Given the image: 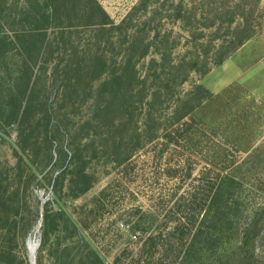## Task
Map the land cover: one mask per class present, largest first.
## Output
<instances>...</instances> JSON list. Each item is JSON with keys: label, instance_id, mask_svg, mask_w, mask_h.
Segmentation results:
<instances>
[{"label": "rangeland", "instance_id": "obj_1", "mask_svg": "<svg viewBox=\"0 0 264 264\" xmlns=\"http://www.w3.org/2000/svg\"><path fill=\"white\" fill-rule=\"evenodd\" d=\"M99 1L119 23L141 0ZM20 3L0 0L3 22L18 16ZM159 3L151 27L162 32L155 43L158 55L165 56L170 81L150 82L164 92L153 99L152 109L165 115L180 95L200 92L196 99L205 97L206 102L196 116L201 122L196 149L205 158L195 156L192 176H187L186 149L155 152L152 143L141 150L134 138L128 146L131 164L121 166L116 160L121 151L113 142L134 133L142 117L138 109L126 112L122 105L110 114L117 122L122 117V127H112L111 119L108 129H78L76 124L91 113L95 76L90 52L99 46L108 55L117 53L107 43L112 34L81 27L50 31L41 55L50 62L47 87L28 83L30 71L20 51L12 48L5 66L0 52V264H31V240L40 243L37 264H241L233 241L206 246L201 259L182 263L173 256L179 247L160 240L157 258L138 260L142 237L125 216L139 209L158 212L161 231H171L170 212L187 213V191L199 186V175L211 159L223 170L233 161L245 177L249 207L259 214L264 206V0ZM26 45L31 55L42 37ZM198 85L206 91L197 90ZM218 147L228 156L219 157ZM109 185L113 193L103 194ZM174 195L185 197V205L177 209ZM61 209L65 214L57 215ZM77 219L82 232L74 229L72 220ZM255 251L251 264H264V229Z\"/></svg>", "mask_w": 264, "mask_h": 264}, {"label": "trees", "instance_id": "obj_2", "mask_svg": "<svg viewBox=\"0 0 264 264\" xmlns=\"http://www.w3.org/2000/svg\"><path fill=\"white\" fill-rule=\"evenodd\" d=\"M20 1L21 10L18 16L10 15L11 21L4 19V22L0 18V27H2L0 52L3 56L1 57L3 66L7 64L8 55L14 48L24 56V63L30 71L28 83L33 85L41 83L47 87L50 78L48 75L50 62L45 61L44 57L41 58V55L46 49L50 31L66 33L81 27L96 28L98 33L112 34L107 43L113 45L117 53L108 55L99 46L94 52H90L89 58H91V67L94 68L95 76L92 79V95H90L91 113L87 119L76 124L79 126L78 129L90 126L108 129L107 120L111 119L112 127H122V117L117 122L116 117L110 116L113 108L119 105L124 108L126 106V112L138 109L142 117L134 133L122 135L120 139H115L113 142L121 151L116 157L118 164L121 166L125 164L127 167L131 164L130 161L134 155L128 146L130 141L136 138L141 150L152 143H154L155 152L165 148L166 150L186 149L187 171H189L187 176H192L194 162L198 158L195 156L200 154L202 158H205L203 150L197 151L199 149L197 146L201 142V122L196 116L206 99L205 97L196 99V95L200 92L191 91L183 96L180 95L165 115L160 113V110L155 112L152 109L153 99L163 97L164 92L162 93L161 87H155L150 82L157 79L164 82L170 81L166 66L162 63L165 56L158 55L155 43L162 32L151 27L157 21L160 0H141L119 23L111 18L99 0ZM4 27L7 29L5 30ZM11 34H15V39L11 38ZM37 36L42 37V45L38 49L33 48V53L30 55L28 53L30 48L26 42ZM9 45L13 47L9 49ZM79 46H81L80 43L76 46L78 51ZM24 52H27L26 55ZM176 66L175 64L174 67ZM0 74H2L1 71ZM18 78L19 75L15 80ZM196 88L206 91L203 85H198ZM209 94L212 95V93ZM139 95L141 99L137 100ZM182 104H187V111ZM112 127L108 130L109 134ZM76 129L77 127H75V134ZM50 143L53 145L54 140L52 139ZM76 144L73 140V146L77 151L81 150V143H78L77 147ZM218 148L222 149L219 157L228 156L227 150ZM155 158H157L156 155ZM227 161L229 162V159ZM230 163L227 165V170H223L221 163L219 165L211 159V163L199 175V186L193 187L192 191L190 189L187 191V213L181 216L178 215V210L174 212L173 209L170 212L172 216L168 214L170 222L174 225L167 233L160 229L158 212L139 209L135 213L126 214L130 229L134 233H140L142 237L143 246L138 260L157 258L160 240L173 242L179 247L173 256L181 259L182 263L196 258L201 259L206 246H219L218 244L224 241H233L240 250L238 255L240 263L251 264V260L256 257V240L264 229V214H262L264 206L260 208L259 214L253 213L246 195L245 177L237 173L238 170L232 166L233 161ZM108 191L113 193L112 185H109L103 194ZM174 196L177 197L174 203L177 209L185 205L183 204L185 197ZM49 213L50 210L47 209L45 221ZM62 214H65L62 209L57 212V215ZM72 222L75 230L83 231V224L79 219Z\"/></svg>", "mask_w": 264, "mask_h": 264}, {"label": "water", "instance_id": "obj_3", "mask_svg": "<svg viewBox=\"0 0 264 264\" xmlns=\"http://www.w3.org/2000/svg\"><path fill=\"white\" fill-rule=\"evenodd\" d=\"M42 223H43V218H41V220H40L39 227L42 226ZM39 247H40V243L37 242L35 244L34 252L31 253V251H30L31 264H37V260L36 259H37V251H38Z\"/></svg>", "mask_w": 264, "mask_h": 264}, {"label": "bare ground", "instance_id": "obj_4", "mask_svg": "<svg viewBox=\"0 0 264 264\" xmlns=\"http://www.w3.org/2000/svg\"><path fill=\"white\" fill-rule=\"evenodd\" d=\"M35 242L34 241H30V244H29V249H30V251H31V253H33L34 252V248H35Z\"/></svg>", "mask_w": 264, "mask_h": 264}]
</instances>
